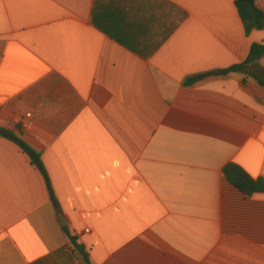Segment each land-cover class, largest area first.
<instances>
[{
    "label": "crops",
    "instance_id": "0c3cea01",
    "mask_svg": "<svg viewBox=\"0 0 264 264\" xmlns=\"http://www.w3.org/2000/svg\"><path fill=\"white\" fill-rule=\"evenodd\" d=\"M96 1L0 0V128L41 154L59 205L0 137V264H264V192L223 172L264 180V56L184 85L264 30L246 34L236 0H159L186 16L143 59L92 24Z\"/></svg>",
    "mask_w": 264,
    "mask_h": 264
},
{
    "label": "trees",
    "instance_id": "16d2710c",
    "mask_svg": "<svg viewBox=\"0 0 264 264\" xmlns=\"http://www.w3.org/2000/svg\"><path fill=\"white\" fill-rule=\"evenodd\" d=\"M153 1L150 3L157 5L159 10L165 7L169 9V19L158 15L146 0H97L92 11V24L110 39L134 54L143 59H149L166 42L186 16L183 10L173 5L164 1ZM236 7L247 35H250L254 30H264V12L258 8L255 0H236ZM262 56H264V45L253 44L243 63L225 70L211 71L191 77L184 82V85L190 86L207 78L245 72L248 66ZM250 76L264 86V71L250 73ZM21 132L19 129L20 134ZM0 137L17 145L29 157L31 164L42 173L48 186L51 201L58 209V201L51 187L41 154L27 145L21 136L14 131L0 128ZM223 172L226 180L246 196L264 192V180L253 179L237 164H228ZM66 233L80 255L89 262L84 246L78 244L76 238L71 236L69 232L66 231Z\"/></svg>",
    "mask_w": 264,
    "mask_h": 264
},
{
    "label": "rangeland",
    "instance_id": "374dc122",
    "mask_svg": "<svg viewBox=\"0 0 264 264\" xmlns=\"http://www.w3.org/2000/svg\"><path fill=\"white\" fill-rule=\"evenodd\" d=\"M261 63H264V60H263V62H261ZM255 69L257 70V69H260V68H259V67H256Z\"/></svg>",
    "mask_w": 264,
    "mask_h": 264
},
{
    "label": "built area",
    "instance_id": "2783aa9c",
    "mask_svg": "<svg viewBox=\"0 0 264 264\" xmlns=\"http://www.w3.org/2000/svg\"><path fill=\"white\" fill-rule=\"evenodd\" d=\"M87 231H89V230H87Z\"/></svg>",
    "mask_w": 264,
    "mask_h": 264
}]
</instances>
